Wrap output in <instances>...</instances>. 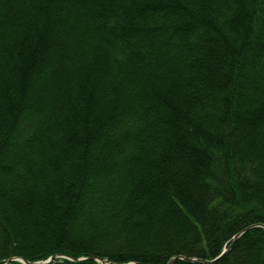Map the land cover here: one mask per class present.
<instances>
[{"label": "trees", "instance_id": "obj_1", "mask_svg": "<svg viewBox=\"0 0 264 264\" xmlns=\"http://www.w3.org/2000/svg\"><path fill=\"white\" fill-rule=\"evenodd\" d=\"M263 226L264 0H0V264H264Z\"/></svg>", "mask_w": 264, "mask_h": 264}, {"label": "water", "instance_id": "obj_2", "mask_svg": "<svg viewBox=\"0 0 264 264\" xmlns=\"http://www.w3.org/2000/svg\"><path fill=\"white\" fill-rule=\"evenodd\" d=\"M264 227V226H263ZM252 227H249L248 229H246L245 231L251 229ZM241 234L237 235V237L234 238V241L238 239V237H240ZM228 252V250H225L222 255L220 257H222L223 255H225L226 253ZM57 258V256H53V257H50L47 261L45 262H28L26 260H22L20 259V261L23 263V264H51L55 259ZM71 259L72 261H77L79 263V261H83L85 259H73V258H69ZM181 260H183L184 262H187V263H194L195 261H200V260H195V259H191V258H179ZM14 259H9V261L6 263V264H10ZM88 260H98L96 259L95 257H90ZM176 258L172 259L171 261L168 262V264H173L175 262ZM100 263H104L102 260H98Z\"/></svg>", "mask_w": 264, "mask_h": 264}, {"label": "bare ground", "instance_id": "obj_3", "mask_svg": "<svg viewBox=\"0 0 264 264\" xmlns=\"http://www.w3.org/2000/svg\"><path fill=\"white\" fill-rule=\"evenodd\" d=\"M98 260H99V259H98ZM98 260H97V261H98ZM195 260H196V259H195ZM19 261H20V259H19ZM98 263H100V262L98 261ZM100 264H102V263H100ZM103 264H104V263H103Z\"/></svg>", "mask_w": 264, "mask_h": 264}]
</instances>
